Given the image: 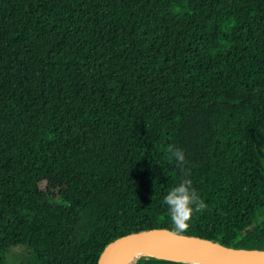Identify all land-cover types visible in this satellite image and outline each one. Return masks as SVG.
<instances>
[{"label":"trees","instance_id":"1","mask_svg":"<svg viewBox=\"0 0 264 264\" xmlns=\"http://www.w3.org/2000/svg\"><path fill=\"white\" fill-rule=\"evenodd\" d=\"M170 145L207 204L183 233L264 248V0H0V264L174 230Z\"/></svg>","mask_w":264,"mask_h":264},{"label":"water","instance_id":"2","mask_svg":"<svg viewBox=\"0 0 264 264\" xmlns=\"http://www.w3.org/2000/svg\"><path fill=\"white\" fill-rule=\"evenodd\" d=\"M133 247L143 248L149 257L183 262H187L183 259L188 257H204L229 259L240 264H264V248L230 246L168 228L142 229L113 239L103 248L97 264H120L124 254Z\"/></svg>","mask_w":264,"mask_h":264},{"label":"clouds","instance_id":"3","mask_svg":"<svg viewBox=\"0 0 264 264\" xmlns=\"http://www.w3.org/2000/svg\"><path fill=\"white\" fill-rule=\"evenodd\" d=\"M168 152L169 158L174 159L179 168L185 169V178L164 197L175 232L183 233L190 228L193 216L206 210L207 204L193 187L192 180L187 178L190 172L186 170L188 162L185 152L172 145L168 147Z\"/></svg>","mask_w":264,"mask_h":264},{"label":"bare ground","instance_id":"4","mask_svg":"<svg viewBox=\"0 0 264 264\" xmlns=\"http://www.w3.org/2000/svg\"><path fill=\"white\" fill-rule=\"evenodd\" d=\"M150 254L141 247H133L128 250L121 259L120 264H135L139 259L149 257ZM184 261L192 263L205 264H240L229 259L218 258H204V257H188Z\"/></svg>","mask_w":264,"mask_h":264},{"label":"rangeland","instance_id":"5","mask_svg":"<svg viewBox=\"0 0 264 264\" xmlns=\"http://www.w3.org/2000/svg\"><path fill=\"white\" fill-rule=\"evenodd\" d=\"M28 249L23 246L14 247L7 255V264H23Z\"/></svg>","mask_w":264,"mask_h":264}]
</instances>
